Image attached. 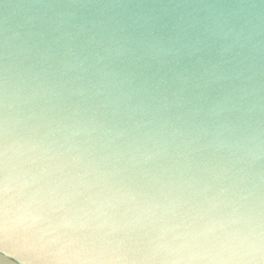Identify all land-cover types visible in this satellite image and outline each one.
Returning a JSON list of instances; mask_svg holds the SVG:
<instances>
[{
  "label": "clouds",
  "instance_id": "1",
  "mask_svg": "<svg viewBox=\"0 0 264 264\" xmlns=\"http://www.w3.org/2000/svg\"><path fill=\"white\" fill-rule=\"evenodd\" d=\"M0 264H264V0H0Z\"/></svg>",
  "mask_w": 264,
  "mask_h": 264
}]
</instances>
